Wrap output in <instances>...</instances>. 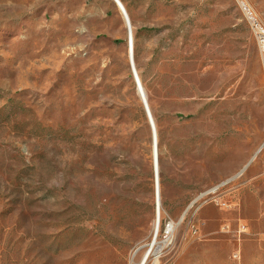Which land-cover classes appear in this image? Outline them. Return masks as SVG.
Instances as JSON below:
<instances>
[{
  "label": "rangeland",
  "instance_id": "1",
  "mask_svg": "<svg viewBox=\"0 0 264 264\" xmlns=\"http://www.w3.org/2000/svg\"><path fill=\"white\" fill-rule=\"evenodd\" d=\"M121 1L0 0V264H264V0Z\"/></svg>",
  "mask_w": 264,
  "mask_h": 264
},
{
  "label": "bare ground",
  "instance_id": "2",
  "mask_svg": "<svg viewBox=\"0 0 264 264\" xmlns=\"http://www.w3.org/2000/svg\"><path fill=\"white\" fill-rule=\"evenodd\" d=\"M114 1L116 2V4L119 6V8L121 9V11L123 13V16H124V19H125V23H126V26H127V29H128V39H129V41H131V47H132L131 52H132V57H133V60H134V31H133V24H132V21H131V17L129 15L125 5L123 4V2L121 0H114ZM241 4H242L243 7H245V6L249 7L245 2H241ZM133 63H134V61H133ZM137 78H139V80H140L139 75H138ZM142 92H143V96L145 98L146 104L148 106V112L150 113V117H151V119L153 121L152 122L153 123V134H154V137H155V141H154V144H153V146H154L153 150H154V168H155V170H154V178H155L156 201L158 203V210H157L158 212H157L156 221H155V225H156V228H157V227H160V222H161V180H160L161 176H160V155H159V145H158V133H157L156 123L154 121L151 109L149 107L148 97H147L146 91H145L143 86H142ZM254 159H255V157L251 158V160L247 163V165L245 167L247 168L254 161ZM240 174H242V173H239V174L235 175L230 180H233V179L237 178ZM227 183H229V182H226V183H223V184H227ZM223 184L218 185L214 189L222 186ZM214 189H213V192H214ZM200 198H202V196H198L195 199L194 202L198 201ZM173 224H174V222L172 223V230H173ZM163 242H165V241H159L158 240V233H157L156 236L154 237V239L148 244V248H147L146 252L144 253V255L142 256L141 261L138 262V263L136 261L137 254L139 253V250L141 248L140 247V248H138L137 250H135L132 253L131 258H130V264H149V261H150V259L153 256L154 257L156 256V259H158L160 257V255L162 254L164 248H165V244H162Z\"/></svg>",
  "mask_w": 264,
  "mask_h": 264
},
{
  "label": "built area",
  "instance_id": "3",
  "mask_svg": "<svg viewBox=\"0 0 264 264\" xmlns=\"http://www.w3.org/2000/svg\"><path fill=\"white\" fill-rule=\"evenodd\" d=\"M243 7V6H242ZM244 14L246 16V19L248 20L251 30L256 38V41L258 43V46L260 48V51L263 55L264 58V24L258 17V15L250 8V7H243ZM136 82L138 84V78L135 75ZM167 227H172V223L168 224ZM241 232H246V227L243 226L240 228ZM234 258L235 259H240L241 258V250L239 249L234 253Z\"/></svg>",
  "mask_w": 264,
  "mask_h": 264
},
{
  "label": "crops",
  "instance_id": "4",
  "mask_svg": "<svg viewBox=\"0 0 264 264\" xmlns=\"http://www.w3.org/2000/svg\"><path fill=\"white\" fill-rule=\"evenodd\" d=\"M260 150V149H259ZM257 153H259V151H257Z\"/></svg>",
  "mask_w": 264,
  "mask_h": 264
}]
</instances>
